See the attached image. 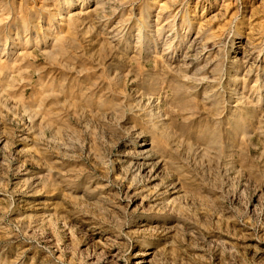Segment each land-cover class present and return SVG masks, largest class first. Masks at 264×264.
<instances>
[{"label": "rangeland", "instance_id": "374dc122", "mask_svg": "<svg viewBox=\"0 0 264 264\" xmlns=\"http://www.w3.org/2000/svg\"><path fill=\"white\" fill-rule=\"evenodd\" d=\"M0 264H264V0H0Z\"/></svg>", "mask_w": 264, "mask_h": 264}, {"label": "bare ground", "instance_id": "6f19581e", "mask_svg": "<svg viewBox=\"0 0 264 264\" xmlns=\"http://www.w3.org/2000/svg\"><path fill=\"white\" fill-rule=\"evenodd\" d=\"M187 59H190V58H187ZM187 61V60H186ZM187 64V63H186Z\"/></svg>", "mask_w": 264, "mask_h": 264}]
</instances>
